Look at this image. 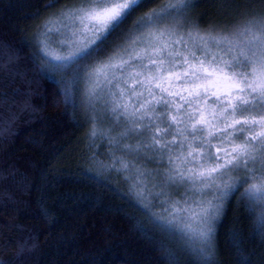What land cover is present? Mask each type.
<instances>
[{
    "label": "snow or ice",
    "instance_id": "snow-or-ice-1",
    "mask_svg": "<svg viewBox=\"0 0 264 264\" xmlns=\"http://www.w3.org/2000/svg\"><path fill=\"white\" fill-rule=\"evenodd\" d=\"M151 2L80 0L61 14L71 21L58 42L67 51L41 48V59L52 72L72 70L67 100L83 82L91 135L108 137L110 167L133 180L141 198L163 197L168 223L206 258L227 196L243 188L241 198L264 218V15L201 32L182 19L191 0H164L85 71L82 62L103 52L109 37ZM180 189L181 200H173Z\"/></svg>",
    "mask_w": 264,
    "mask_h": 264
},
{
    "label": "trees",
    "instance_id": "trees-1",
    "mask_svg": "<svg viewBox=\"0 0 264 264\" xmlns=\"http://www.w3.org/2000/svg\"><path fill=\"white\" fill-rule=\"evenodd\" d=\"M79 1L0 0V264H264V218L240 191L223 201L211 255L199 258L110 168L109 143L91 135L77 93L65 98L72 70L50 71L36 44L51 13ZM163 2L137 9L96 56ZM225 9L236 23L264 13V0H191L188 27Z\"/></svg>",
    "mask_w": 264,
    "mask_h": 264
},
{
    "label": "rangeland",
    "instance_id": "rangeland-1",
    "mask_svg": "<svg viewBox=\"0 0 264 264\" xmlns=\"http://www.w3.org/2000/svg\"><path fill=\"white\" fill-rule=\"evenodd\" d=\"M80 4V1L79 2H76L72 5H67V6H64V7H61V8H57L56 10H54L49 16L48 18L44 21V23L42 24V28L41 30L38 32L37 34V37H36V44L38 45V50H39V54L40 56L42 55L40 49L41 48H44L45 50L49 51L50 53L52 54H64L67 49H60L58 47V42L61 40V39H65L67 38L66 36V29L71 25V21L70 19H64L62 17V13L65 11V10H68V9H73V8H76L78 7ZM226 7V6H224ZM224 14H222L220 16V18H218V20H214L212 22H209L208 24H205L204 27H202V29H198L200 30L201 32H207L209 30H212V29H215L216 31H219L221 30L222 28H225V27H229V26H232L234 25L235 23H231L229 22L230 21V18L229 16H227V14L225 13H228L226 12V9L223 11ZM261 15H264L263 12L259 13V14H253V16H261ZM190 17L189 15H187V13L184 11V15H183V21L184 23L186 24V26H188V23L190 22ZM247 16H244L243 18H246ZM210 18H214L213 16L210 17ZM214 25H217L218 27H213ZM52 28L53 31L50 35H44L43 33L45 32V29L46 28ZM190 28H193V27H190ZM196 29V28H195ZM205 29H209V30H205ZM59 30V31H57ZM124 42V40H122L121 44ZM120 44V45H121ZM113 51H110L108 52L106 55H104V57H97L96 55H94L92 58H90L89 60H86V61H83L82 62V65H86V64H91L89 68L95 66L96 62L97 61H100V60H103L105 59L107 56H109ZM103 56V55H102ZM43 62V60H42ZM44 63V62H43ZM45 65V64H44ZM46 66V65H45ZM47 67V66H46ZM88 68V69H89ZM87 69V70H88ZM83 82H81V85H80V92H77V98H78V102L80 104V106L83 107L84 109V112L85 114L88 116V119L90 122L91 119H90V109L87 107V104H86V101H85V97L83 95ZM127 99V97L125 98ZM91 127H92V130H93V123H91ZM97 127H100L99 125H97ZM104 127H107V124L104 125ZM99 137V135H97ZM101 136V135H100ZM168 139H172L171 136L167 137ZM103 139L107 140V142L109 143V140H108V137L107 136H103ZM177 139H180V137H177ZM130 141H125V143H129ZM213 144H216L217 141L216 140H213L212 141ZM109 146V145H108ZM212 151H215V148L212 149ZM143 163V167L146 168V169H155L157 167V164L154 163V162H142ZM165 166H166V162H165ZM114 172H116L117 174H119V176L123 177L125 179V173L123 172H118L116 171L114 168L110 167ZM127 180V179H126ZM130 182V185L131 187L133 188V180H128ZM149 188H150V185H149ZM135 190V188H133ZM151 190V188H150ZM137 191V189H136ZM158 191V189H157ZM183 189H180L179 190V193L177 192H173L172 193V199L173 200H181V193H183ZM243 191V188L240 189V192ZM231 195V194H230ZM140 197V196H139ZM141 198V197H140ZM210 198V196L208 197ZM228 198V196L224 199V201ZM144 200L145 201V204L147 206H151V204H153V206H155L156 208L159 209L158 211V217H164V219H161L169 229H172V230H176L172 225H170L168 223V214L164 211L165 209V205L161 204L160 200L164 199L163 197L160 198V200H157V199H153L151 197L148 196L147 193H145V197L144 198H141V200ZM259 212V215L261 216V210L260 208L258 207L257 209ZM215 222V221H214ZM214 226V225H213ZM177 232V231H176ZM179 235L180 233L177 232ZM181 236V235H180ZM187 246L186 248L189 249L190 253L194 254L193 251H192V247L186 242ZM185 244V245H186ZM195 256L199 257V258H202L200 256H198L197 254H194ZM205 258V257H203ZM207 258V257H206Z\"/></svg>",
    "mask_w": 264,
    "mask_h": 264
}]
</instances>
